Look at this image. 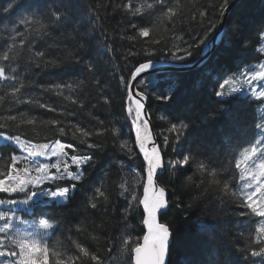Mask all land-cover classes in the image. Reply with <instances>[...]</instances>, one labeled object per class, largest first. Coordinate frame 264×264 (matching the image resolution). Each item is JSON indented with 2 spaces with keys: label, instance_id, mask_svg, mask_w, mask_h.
Wrapping results in <instances>:
<instances>
[{
  "label": "snow or ice",
  "instance_id": "obj_1",
  "mask_svg": "<svg viewBox=\"0 0 264 264\" xmlns=\"http://www.w3.org/2000/svg\"><path fill=\"white\" fill-rule=\"evenodd\" d=\"M236 8L237 0H208L207 6L198 11V22L201 25L207 22L203 33L191 44L185 41L186 47L173 44V64L189 62L197 54L193 49H199L203 63L211 48L216 46L217 35L224 30L226 35H231V39L227 44L221 41L220 46L233 54L234 61H240L226 71H213L204 78V86L211 88V96L215 98L228 131L217 141L219 150L217 142L209 139L206 149L201 151L199 141L202 136L206 138V134L198 132L190 115L191 106H184L183 116L175 112L181 103L175 77L178 69H167L161 80L158 63L145 60L138 61L129 69L127 79L119 77L126 94V115L135 136L130 143L124 138L123 129L115 123L105 126V122L96 116H92L95 123H83L78 118V109L87 112L86 102L92 108L97 103L111 106L113 100L102 87L95 97L88 98L84 96V86L89 82L87 78L58 83L34 79L48 68L64 66L65 59L70 58V62L83 65L92 83H102L98 78V62L91 58L77 59L72 51L62 59L47 50L60 47L55 42L48 43V40L55 30L70 23L71 0H6L0 6V106L8 103L11 111L12 107L27 105L30 109L39 108L56 114L52 119L37 120L20 110L19 116L8 115L5 122L0 123V129H16V134L0 132V149H10L5 167L0 168V194H3L0 195V206L7 208L0 211V260L3 264H105L104 258L91 251L79 238L70 235L67 244L55 239L59 220L47 209L68 207L78 187L87 186L82 182L86 180L87 167L95 161V152L83 151L80 145L86 149L101 150L104 143L94 137L106 134L114 138L113 146L126 153L129 159L138 154L143 157L142 164L137 166L139 170L119 161L121 171L127 170V175L121 177L118 184V194L127 202L124 220L127 221L128 216L142 205L141 224L144 228L142 233L133 235L128 231L130 225L125 223L124 232L117 237L119 264H171V253L181 243L182 234L171 223L160 219L169 207V199L168 185L158 182L157 173L170 169L172 176L178 178L182 175L180 170L187 168L193 169V175L186 177V187L194 177H199V184L214 186L221 204L234 205L238 223L248 225L245 243L237 249L240 256L221 262L215 254V245L220 239L216 226L198 221L195 226L199 236L194 245L197 258L188 261V264H240V260L244 264H264V111L258 118L253 113L251 126L237 132L241 117L246 115L244 103L248 102L250 109L253 101L258 106L264 105V12L257 19L243 4L233 12ZM122 9L134 18L128 27L135 31L122 34L121 39L133 43L143 40L158 45L166 35L171 34L172 41L183 40L173 32L185 18L182 0H136L135 3L125 0ZM189 19L196 21L197 14ZM225 24L227 29H223ZM214 32L217 35H212ZM38 41L42 42L40 47H36ZM249 52L258 54L255 63L247 59ZM139 54L130 50L127 55ZM143 54L154 56L155 49H143ZM184 66L187 67V63ZM32 68L39 72L33 73ZM150 92H154L155 100L164 105L165 114L160 119L168 124L169 133L163 137L164 145H179L182 138H191L192 142H196V151L189 147L179 159L165 161L161 147L153 138L145 110ZM52 96L58 97L59 103H49ZM257 119L259 122H256ZM9 121L12 123L9 124ZM39 126L48 127L59 137H70L78 144L63 139L33 143L27 138L29 130ZM233 134H243L244 139L226 150L225 141L231 145ZM189 142V139H184V143ZM133 144L139 153L134 151ZM17 150L19 155L15 154ZM176 150L173 148V151ZM61 181L71 183L62 184ZM141 185L142 197L136 191ZM85 197L81 207L93 210L110 200V194L102 184L91 188L90 194L86 193ZM189 220L190 217L185 215V224ZM95 227L93 225V230L89 231L83 220L74 225L77 233H87L91 239L97 240L100 237ZM241 236L244 237L245 232H241ZM108 251L112 252V249Z\"/></svg>",
  "mask_w": 264,
  "mask_h": 264
},
{
  "label": "trees",
  "instance_id": "obj_2",
  "mask_svg": "<svg viewBox=\"0 0 264 264\" xmlns=\"http://www.w3.org/2000/svg\"><path fill=\"white\" fill-rule=\"evenodd\" d=\"M133 2L135 3L136 0H133ZM5 3L6 0H0V6ZM124 3L125 0H71L72 19L70 23L66 27L55 30L52 37L48 40V43L55 42L60 45L58 48L47 49L54 57L65 59L68 52L72 51L77 59L83 58L87 60L91 58L94 62H98L100 65L98 78L102 82L101 85L92 83L91 76L83 69V65L70 62V58L65 59L64 66L48 68L40 73L39 76L34 77V79L42 80L44 83H58L62 80L75 81L87 78L89 82L84 86V96L88 98L95 97L98 90L102 87L113 100L111 106L97 103V106L92 108L91 104L86 102L87 112L78 109L77 111L80 113L78 118L83 123H88L89 121L95 123L92 120V116H96L105 122V126L109 123H115L123 129L124 138L132 143L135 136L134 131L131 130L130 119L126 115V102L124 99L126 94L123 90V85L120 84L119 77L123 76L127 79L129 69L135 66L138 61L153 60L172 63L171 54L175 50L173 44L186 47L187 44L193 43L203 33V28L207 22L205 21V25H201L198 22L200 19L198 11L207 6L208 0H182L185 5V18L183 22L176 25L173 32L183 37V40L172 41L170 38L171 34H168L158 45L148 44L143 40L133 43L127 39H121L122 34H132L135 31L128 27L130 20L134 18L124 13L122 9ZM241 4L246 6L248 12L257 19L264 12V0H240L237 3V8L232 11H238ZM194 13L197 14L196 21L189 19ZM227 28L228 25L225 24L224 29ZM229 39H231V35H226L225 31H223L221 41L227 44ZM185 41L187 44H184ZM41 43L39 41L36 42V47H40ZM80 45H84V47L81 48ZM146 48H154L155 55H144L143 49ZM130 50L140 54L127 55ZM193 51L197 54L191 57L189 62H177L175 64L183 65L195 62L200 56L198 54L199 49H193ZM213 51L207 62L200 68L188 72L175 73L181 93V103L175 112L176 115L183 116L184 106H191L190 115L195 121L198 132L206 134V138L202 136L199 141L201 151L206 149L209 139L217 142L228 131L225 120L215 103V98L211 96V88L204 86V78L213 71H226L233 66V63H240L239 60L234 61L233 54L230 51H225L220 46V43ZM257 55L249 52L247 59L255 63ZM126 56L127 58H125ZM31 71L33 73L39 72L35 68H32ZM163 76L164 72H161V80ZM154 97L155 93L150 92L147 99V110L165 161L179 159L181 153L186 154L189 147L196 151V142H192L191 138H182L179 145L173 143H169L167 146L164 145L163 137L169 135L167 132L168 124L160 119L165 114L164 105L156 101ZM48 102L59 103V98L52 96ZM92 102L95 103L96 101ZM251 103V109L248 106V102L243 105L246 115L241 117L238 133L242 132L244 128L251 126L253 113H255L257 118L259 117L260 106L254 101ZM9 107L8 103L0 106V123H4L8 115L19 116L20 110H24L37 120L52 119L56 115L44 109H30L27 105L12 107L11 111H9ZM213 114H215L214 119ZM68 119L75 120L77 117H69ZM256 122H259L258 119ZM8 123L11 124L12 122L9 121ZM0 132L16 134V129H0ZM27 138L31 139L33 143H48L54 139H63L66 142L78 144V141L70 137H59L57 133L50 131L48 127L44 126L36 127L35 130L30 129ZM94 139H97L98 142H103L104 148L91 150L80 145L83 151L95 152V161L92 166L87 167L86 180L82 182L87 186L78 187L75 198L68 207H55L47 209V211L59 220V225L55 230V239L67 244V238L70 235L73 238H79L90 247L91 251H95L103 257L105 264H119L117 253L119 241L117 237L124 232L125 223L130 225L128 231L133 235L144 231L141 224V206L128 216L127 221L124 220V208L127 202L124 197L118 194L120 191L118 184L121 177L127 175V170L121 171L119 161L122 160L128 167L139 170L137 166L142 164L143 159L139 154L129 159L126 153L113 146L114 138L109 134L104 137H94ZM184 139H189L190 142L184 143ZM243 139V134L238 136L233 134L231 145L228 141H225L224 147L226 150L230 146L235 147ZM132 146L134 151L138 153L135 145L133 144ZM216 146L217 150H219L220 144L218 142ZM173 148L177 150L173 151ZM9 151L10 149L8 148L0 149V168L5 167ZM15 154L18 155L19 150ZM180 171L182 175L178 178L172 176V170L170 169L163 170L161 175L158 176L159 183L168 185L167 194L169 199L168 210L161 216V221L171 223L182 234L181 243L171 253V264H188V261L197 258L194 255V245L199 234L195 225L201 220L207 221L217 228V234L220 239L215 245V254L220 261L237 259L240 256L237 249L245 243L247 223L239 224V218L234 214V205L221 204L218 198L219 193L214 186L199 184V177H194L193 182L186 187V177L193 175V169L187 168ZM128 178L131 180L132 177L129 176ZM60 183L67 184L71 182L61 181ZM101 184L109 192L110 200L102 203L96 210L81 207V201L86 198L85 194H90L91 188ZM136 191L138 196L142 197V185L137 187ZM194 196L198 197V199L193 200ZM185 215L190 217L187 224L184 222ZM79 220L85 222L89 231L93 230V225L97 226L95 227V232L100 238L93 240L87 233H77L74 225ZM241 232H245L244 237L241 236ZM109 248L112 249V252L108 251ZM255 259L258 260L259 258ZM240 264H244V261L240 260Z\"/></svg>",
  "mask_w": 264,
  "mask_h": 264
},
{
  "label": "water",
  "instance_id": "obj_3",
  "mask_svg": "<svg viewBox=\"0 0 264 264\" xmlns=\"http://www.w3.org/2000/svg\"><path fill=\"white\" fill-rule=\"evenodd\" d=\"M240 0H237V3L239 2ZM224 26L223 25V29H224ZM223 31L224 30H221L219 32V35H217L215 32L212 34V35H217V44L216 46L212 47L211 50L208 52V55L207 57L205 58V62H207V60L209 59L210 55L214 52L213 50L217 48V46L219 45L220 41H221V37L223 35ZM202 58L201 56H199V58L193 62V63H190V65H188L187 67H185L184 65H177V64H173V63H168V62H161V61H156L158 63V67L161 69V71H166L167 69L169 68H175V69H178L179 71L177 72H188V71H192V70H196L198 68H200L201 66H203L205 64V62H201ZM176 72V73H177ZM147 100L145 101V110H146V113L148 114L147 112V109H146V105H147ZM147 117L149 118V115H147ZM150 119V118H149ZM150 130L152 132V135H153V138L155 139V136H154V132H153V129H152V125H151V122H150ZM156 141V140H155ZM157 143V142H156ZM138 149V148H137ZM139 151V149H138ZM139 153V152H138ZM142 156V154H140ZM143 158V157H142ZM161 171H158L157 173V176L158 174H160ZM166 211V210H165ZM164 211V212H165ZM161 219V217H160Z\"/></svg>",
  "mask_w": 264,
  "mask_h": 264
},
{
  "label": "rangeland",
  "instance_id": "obj_4",
  "mask_svg": "<svg viewBox=\"0 0 264 264\" xmlns=\"http://www.w3.org/2000/svg\"><path fill=\"white\" fill-rule=\"evenodd\" d=\"M260 113H259V116L261 115V113H262V111H264V105H261L260 106ZM69 152H70V154H71V151H70V149L68 150ZM20 154V153H19ZM18 154V155H19ZM42 159V158H41ZM55 160V158H53V161ZM53 161H42V162H48V163H51V162H53ZM53 171H55L54 169H53ZM6 198H8L7 196H6ZM7 210V208L6 207H4V206H0V211H6ZM0 223H2V222H0ZM0 264H3V261L2 260H0Z\"/></svg>",
  "mask_w": 264,
  "mask_h": 264
},
{
  "label": "bare ground",
  "instance_id": "obj_5",
  "mask_svg": "<svg viewBox=\"0 0 264 264\" xmlns=\"http://www.w3.org/2000/svg\"><path fill=\"white\" fill-rule=\"evenodd\" d=\"M161 62L164 63V61H161ZM168 63H169V62H168ZM177 65H182V64H177ZM183 65H185V64H183ZM187 65H190V64H187ZM161 72H165V71H161ZM147 102H148V101H147ZM147 102H146V103H147ZM146 109H147V105H146ZM147 112H148V110H147ZM148 114H149V113H148ZM148 114H147V115H148ZM149 118H150V116H149ZM150 122H151V119H150ZM151 125H152V123H151ZM152 129H153V126H152ZM153 132H154V129H153ZM154 136H155V140H156L155 132H154ZM156 142H157V140H156ZM157 144H158V142H157ZM136 148H137V147H136ZM137 150H138V149H137ZM138 152H139V151H138ZM139 155H140V154H139ZM140 156H141V155H140ZM141 158H142V156H141ZM142 159H143V158H142ZM161 173H162V171H161ZM161 173L158 174V176L161 175ZM142 195H143V194H142ZM167 198H168V194H167ZM141 208H142V205H141ZM167 210H168V209H167ZM167 210H166V211H167ZM166 211H165V212H166ZM165 212H164V213H165Z\"/></svg>",
  "mask_w": 264,
  "mask_h": 264
}]
</instances>
